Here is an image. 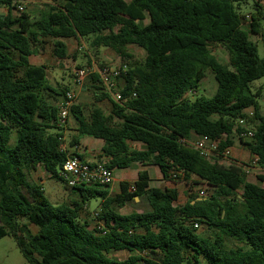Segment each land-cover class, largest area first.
<instances>
[{"label": "trees", "instance_id": "1", "mask_svg": "<svg viewBox=\"0 0 264 264\" xmlns=\"http://www.w3.org/2000/svg\"><path fill=\"white\" fill-rule=\"evenodd\" d=\"M19 1L0 0L7 8L0 15V240L12 235L31 264H264V175L250 182L243 168L222 166L188 143L193 133L206 135L221 141V154L238 135L264 168L263 91L253 89L264 79V0H61L42 5L34 20L25 12L14 15ZM250 1L255 10L245 29L238 6ZM87 37L127 64L117 79L123 101L105 92L93 74L96 99L108 100L111 110L95 107L86 115L74 105L77 134L62 150L58 104L48 91L63 98L70 89H53L48 67L32 65L30 57L51 40L53 55L66 60V40ZM213 45L228 51L229 64ZM130 46L145 51L144 62ZM208 71L218 82L216 93L190 97ZM241 119L246 127L239 126ZM248 130L252 140L240 137ZM85 136L104 141L101 158H108L110 169L158 166L165 179L189 186V200L178 205L177 189L151 187L148 170L133 184L122 182L121 193L112 196L111 186H69L61 171L69 157L79 156L72 148ZM39 169L78 191L80 200L52 204L34 178ZM172 173L181 175L172 179ZM201 184L211 191L205 197L194 192ZM96 197L103 225L92 228L81 215ZM136 197L150 209L121 214ZM203 225L215 236L200 234ZM228 241L239 246L228 248ZM123 251L131 254L113 256Z\"/></svg>", "mask_w": 264, "mask_h": 264}, {"label": "rangeland", "instance_id": "2", "mask_svg": "<svg viewBox=\"0 0 264 264\" xmlns=\"http://www.w3.org/2000/svg\"><path fill=\"white\" fill-rule=\"evenodd\" d=\"M61 1V0H59ZM239 11L241 14L245 15L246 17L249 16V19H247V21L244 24V28L247 29L249 26V20L251 17V13H253V11L255 10L254 8V4L253 2H248V3H244L238 6ZM41 9L40 5H28L26 8L25 13L27 15H30V17L34 20L37 19L39 17V10ZM7 13V8L4 6H0V15L1 14H6ZM23 13H20L18 11L14 10V15L15 16H21ZM149 21H147L146 23H148ZM252 39L256 42H260L259 39L256 36H252ZM92 40L93 37H87L84 38V40H80L77 41L76 39H72L70 40V42L68 43L66 40V44L68 47V52L70 54V57L66 60H61V65L59 67H56L58 69L60 68H64L65 74L63 75V79H61V85L57 86V90L60 91L62 90V88L64 86L69 87L70 90H74L76 92V96H77V100L76 103L79 104L85 111L86 115H89L91 113V111L95 108V107H101L106 113H109L111 110V103L108 100L102 101V102H98L96 99V92H100L97 91V87L98 85H95L94 82H96L95 80H93L92 75L89 76L84 84L82 86H75L74 84V75L75 72L79 69V68H87V67H91L94 68L95 70H99L101 67H117L119 66L121 63H123V61L118 57V55L113 52L112 49L109 48H103V50H99L94 48L92 46ZM49 49V53L45 54V50L42 53V55L40 56H36L34 57L35 61L37 63H46V65L50 68L49 70V80L52 81L53 80V72L55 73V71L57 69H55L52 65H53V52L51 50V47H53L52 45V41L48 40V45L46 46ZM130 52L134 55L135 59L139 62H144L145 58H146V53L143 49H140L136 46H130L129 47ZM212 50L214 51V54L220 59L221 62L225 63V64H229V54L228 51L220 45H213L212 46ZM73 55H76L75 58H73ZM260 55L263 57L264 56V51H263V47L260 48ZM57 74V73H56ZM98 83V82H96ZM56 85V84H55ZM218 89V82L215 78V75L213 72L208 71L207 73V77L206 79L201 83L200 88L198 89V91H194L192 93L189 94V96H201V95H205L207 97H211L213 96L216 91ZM253 89L254 91H257L258 89H262L263 91V95L261 97L260 100V105H261V114L264 116V79L263 80H259L257 82H255L253 84ZM250 111H253V108H250ZM71 120V117H70ZM69 120V123H70ZM68 123V126H69ZM67 126V127H68ZM16 136H13V141L15 142ZM73 139V136H67L65 134V142L67 147L70 146V143ZM94 138L85 136L84 140L85 142H89V141H93ZM246 140V139H245ZM94 141H97L94 139ZM196 140H191L190 141V145L193 147L192 143H194ZM234 141L238 144L241 145V147H243V145L240 142V138L238 135H234ZM137 148H140L141 145H136ZM252 161L250 158L246 160V164L247 165H252ZM135 168L132 169V171H134ZM151 176L154 180H157V178L159 176H161V172L158 168V166H151L149 168ZM44 170H42L41 172H43ZM41 172H39V174H37V179L39 181H42L45 179V181L43 182V187L45 189L46 192V196L48 197V199L50 200V202L54 205H60V204H68L70 203L71 200H76L78 198H80V195L78 193V191L76 190H70L67 189L65 187V183L61 180H58L56 178H47V176L44 177V174H42ZM118 176L120 177V175H122L123 171L121 169L117 170ZM41 174V175H40ZM260 175V171H256L254 173H252L251 175H248V181L250 182H257L258 176ZM154 182V181H153ZM184 182V181H182ZM118 186V184H117ZM165 186L164 184L162 185V189H164ZM206 189L207 193H211L210 188L208 186L205 185H197L194 189L195 193H199V191L201 189ZM180 199L177 202L178 205H184L190 198V194L188 192L187 186L185 183L182 184V188L180 189ZM101 203V198L100 197H96L93 198L90 202H89V207L91 210V214H86L87 217L91 216L92 218L94 217V212L96 211V209H98L99 204ZM150 209V205L148 203L147 200H141L140 198L135 199L134 202L130 203L127 207V211H137V212H145L147 210ZM86 212V210H84ZM94 211V212H93ZM95 219V217H94ZM93 222V221H92ZM91 222V223H92ZM93 225H95V222L92 223ZM34 230H37L36 228H34ZM199 233L202 234L205 237H209V236H215V232L214 231H210L206 225L200 226L199 227ZM237 246H239V244L237 242L234 241H228L227 243V247L228 248H236ZM131 253L127 252V251H123V252H118L115 253L113 256L118 258V259H125L127 258ZM0 264H31L23 255V253L21 252V250L19 249L16 240L14 239V237L12 235H9L3 239L0 240Z\"/></svg>", "mask_w": 264, "mask_h": 264}, {"label": "built area", "instance_id": "3", "mask_svg": "<svg viewBox=\"0 0 264 264\" xmlns=\"http://www.w3.org/2000/svg\"><path fill=\"white\" fill-rule=\"evenodd\" d=\"M59 0H20L16 3L15 11L23 13L26 11L28 5H57ZM249 19V16L246 17ZM128 66L125 63H121L117 67H101L99 70L94 68H80L75 72L74 84L75 86H82L85 80L97 73L100 78V84L104 88L105 92L112 95V97L119 103L123 101L122 94L117 92V79L122 76L123 73L127 72ZM76 92L69 90L62 100L58 103V127L62 128L65 132L70 117L72 107L76 105ZM250 116L254 115V112H248ZM246 119L239 120V126L246 127ZM240 137L246 140H252L254 138V131L248 130L240 135ZM62 150H66L68 147L65 142V136L60 139ZM190 143V141H188ZM220 140H214L209 136H200V139L192 143L193 148L198 150L201 155L207 159H212L220 155ZM191 144V143H190ZM223 156H230L231 151L227 147L222 153ZM259 160L256 159L252 162V165L247 166L245 171L247 174L250 173L252 166H257ZM61 175L69 186H81V185H100V186H112L114 182V171L107 167L103 162L89 163L82 160L79 156L69 157L65 162ZM181 173H172V179H177ZM201 197H205L207 194L206 189L199 191ZM99 212L94 213V217L97 218ZM198 227V225H196Z\"/></svg>", "mask_w": 264, "mask_h": 264}, {"label": "crops", "instance_id": "4", "mask_svg": "<svg viewBox=\"0 0 264 264\" xmlns=\"http://www.w3.org/2000/svg\"><path fill=\"white\" fill-rule=\"evenodd\" d=\"M73 39H75V38H73ZM70 40H72V39H68L67 42L69 43ZM76 40L77 41H80V40H84V38H79V39H76ZM46 46H45V52L44 51H40L39 53L34 54V55H32L30 57V61H31V64L32 65H35V66L45 65V66H47L46 63H37L35 61V59H34V57L42 55L43 52L45 54H48L49 53V49ZM51 50L53 52V47H51ZM99 50H103V48L98 49V51ZM52 58H53V62H54L52 66L55 69H57V70L55 71V73L53 72V75H52L53 76V80L50 81V84H51V87L53 89L57 90V88H58L57 86L61 85V83H60L61 82V79L64 78L63 75L65 74V71H64V68L63 67L60 68V69L56 68V67H59L61 65V63H60L61 60H59L55 56L52 57ZM49 69L50 68L48 67V74H49V71H50ZM92 78L95 81L97 80L95 77H92ZM94 84L95 85H98L96 82H94ZM48 94H50V96L49 95L48 96H49L51 102H54V103L58 104L62 100V97H59V96L55 95L53 91H50L49 90L48 91ZM249 110L250 109H248L247 111H249ZM77 127L78 126H77V122H76L75 118L71 116V120H70L69 126L66 128V130L64 132V134H66V137L67 136H74V135H76L77 134ZM191 137H192L193 140H196V141L200 139V136H198V135H196L194 133L191 135ZM94 139L97 140V141H94ZM94 139H93V141L85 142L84 137H83L82 140H81L80 145L72 148V151L76 152L79 156L83 157V160L86 161V162H89V163L103 162V163H105V161H107L108 158L107 157H102L101 158V156L103 155V147H104V144L105 143L101 139H96V138H94ZM228 148L231 151L230 156L226 157V156H223L222 154H220L219 156H216L218 158V163L220 165H222V166H227V167H230V166H234L235 167L236 166V167H241V168H243L245 170V168L247 166H250V165H247L245 163L247 159L250 158L253 161H255L256 159H258V157L256 155L250 153V151L246 148V146L243 145V147H241V145H238L234 141V138H233V145L232 146H229ZM151 166H154V165H142L140 163H135L130 168H123V169H121L123 171V173H122V175H120V177L118 176V173H117V170L120 169V168L114 169L113 170L114 171V182H113L112 186L107 189L109 191V195L112 196V195H116V194L121 193V183L122 182H129V183L133 184L138 179L139 172L142 171V170H148L149 171V174H150V177H151V183H150L151 184V187L162 188V185L164 184L165 188L177 189L179 191V193H180V189L182 188V184L185 183V182H182V181H173L171 179H165L163 177V174H162V172H161V170H160L159 167L158 168H159V170L161 172L160 173L161 176H159L157 178V180H154L152 178L151 173H150V170H149V168ZM133 168H135L134 171H132ZM41 171H42V169H39L36 172H34L33 175H34V178L40 184L43 185V182L45 181V179L42 180V181H39L37 179V174H39V172H41ZM256 171H260V175L259 176H263L264 175V168L260 167L259 166V163H258L257 166H252L251 167V171H250L249 174H247V176L248 175H251L252 173H254ZM41 173L44 174V177L45 176H47V178L49 177L46 174L45 171H43ZM194 180L199 181L198 178H194ZM257 182H259V180ZM117 184H118V186H117ZM186 186H187L188 192L190 194L189 186L187 184H186ZM179 199H180V196H179ZM79 200H80V198H78L76 200H71V201H79ZM129 204H127L126 206H124L120 210L121 214L129 215V214H132L134 212H137V211H127V207H128ZM100 207H101V203L99 204L98 209ZM98 209H96V210H98ZM85 210H86V212L83 211L81 216H82V219H84L85 221H87L90 224V227L95 228L98 225L99 226H102L103 225V222L102 221H98L96 218L94 219V217L92 218L91 216L90 217L89 216L87 217L86 214H89L91 212L89 205L86 207ZM138 213H140V212H138ZM92 221L95 222V225L92 224L93 223Z\"/></svg>", "mask_w": 264, "mask_h": 264}, {"label": "water", "instance_id": "5", "mask_svg": "<svg viewBox=\"0 0 264 264\" xmlns=\"http://www.w3.org/2000/svg\"><path fill=\"white\" fill-rule=\"evenodd\" d=\"M136 199H138V197H136Z\"/></svg>", "mask_w": 264, "mask_h": 264}]
</instances>
